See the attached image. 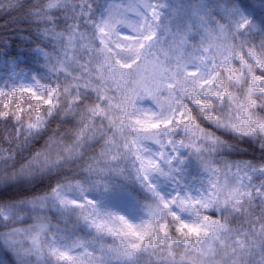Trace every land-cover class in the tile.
<instances>
[{"label":"snow or ice","instance_id":"1","mask_svg":"<svg viewBox=\"0 0 264 264\" xmlns=\"http://www.w3.org/2000/svg\"><path fill=\"white\" fill-rule=\"evenodd\" d=\"M93 2L37 0L0 38V141L48 136L0 148V264H140L158 245L166 264H264V22L237 0H112L99 19ZM116 177L138 215L96 195ZM93 233L118 244L96 257Z\"/></svg>","mask_w":264,"mask_h":264},{"label":"trees","instance_id":"2","mask_svg":"<svg viewBox=\"0 0 264 264\" xmlns=\"http://www.w3.org/2000/svg\"><path fill=\"white\" fill-rule=\"evenodd\" d=\"M105 0H94L92 3L93 11L96 16L102 9V4ZM37 3V0H0V38L6 40L16 39L18 35L22 36L24 33L30 30L31 21L29 19V13L33 10V5ZM198 3V0H171L170 4L177 6H187L195 5ZM167 15V12L165 13ZM179 16V14H178ZM171 18V17H170ZM256 24H261L260 20H255ZM21 51L24 49L21 48ZM7 79L6 77H0V80ZM238 99L242 100L241 94H235ZM35 103V101H33ZM199 123V121H198ZM204 127L205 125H201ZM61 125L58 121L52 123V129H58ZM66 127H70L67 125ZM211 130V129H209ZM48 136L44 135L39 139H31L28 142L24 143H12L9 144L7 141H0V148L5 150L11 149L18 158L27 157L30 154L35 152L42 151L45 149V142L47 141ZM99 150V149H97ZM258 156V153H254L251 149L237 157L235 159L246 160L251 159L252 156ZM186 164L184 166L185 179L194 181L197 178L199 171L198 162L193 157H185ZM125 164H128V161H125ZM114 189L109 193H97L96 195L100 197L106 204L110 206H116L121 208L124 212L129 213L130 215H138L139 210L136 208L135 203L132 199L133 196L136 199H143V194L139 192L137 188H134L132 185L125 184L122 182L121 178H113ZM46 186V185H45ZM19 189H15L14 192H19ZM124 205V207H122ZM50 219L53 225H58L59 227H64V223L60 222L58 217L54 214H50ZM34 221L25 220L17 223L15 226L20 228H29L32 226ZM73 223L71 220L68 221V229L73 228ZM3 230V229H0ZM83 235V233H80ZM88 239L92 240L94 245L97 248H114L118 244V238L108 234H95L88 236ZM162 246H157L156 250H153L151 254L145 253L140 259V264H166V261L162 259L165 255L163 252L158 251ZM94 256L99 257V250L96 251ZM10 262V258L6 257ZM185 262L187 264L188 258L185 257ZM64 264V262H61ZM87 264V262H85ZM95 264V261L92 262ZM111 264H121L120 260L112 259Z\"/></svg>","mask_w":264,"mask_h":264},{"label":"rangeland","instance_id":"3","mask_svg":"<svg viewBox=\"0 0 264 264\" xmlns=\"http://www.w3.org/2000/svg\"><path fill=\"white\" fill-rule=\"evenodd\" d=\"M112 0H106L105 3L103 4L102 10L100 11L103 12L105 10L106 5L111 3ZM119 2L124 6L127 7L130 3L134 4L136 3V0H119ZM168 3L171 2V0H167ZM239 6L246 10V12L250 13L251 18L255 22L256 19L260 20V22H264V0H237ZM100 13L97 15V18L99 19ZM128 16L130 19H135V14L134 12L129 11ZM211 52V49H210ZM10 59V58H8ZM233 66L239 67V61H234ZM10 75V69L8 67H5L3 65H0V77H8ZM155 147V146H153ZM124 207V205H122ZM97 248V247H96ZM99 248H97V251ZM0 256H4L3 252H0ZM6 261L8 259L5 257ZM9 262V261H8ZM10 264V262H9Z\"/></svg>","mask_w":264,"mask_h":264}]
</instances>
